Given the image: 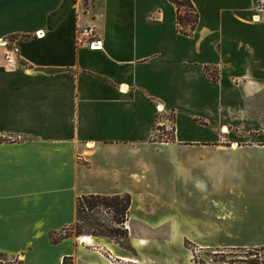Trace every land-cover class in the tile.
Returning a JSON list of instances; mask_svg holds the SVG:
<instances>
[{
    "label": "crops",
    "instance_id": "obj_1",
    "mask_svg": "<svg viewBox=\"0 0 264 264\" xmlns=\"http://www.w3.org/2000/svg\"><path fill=\"white\" fill-rule=\"evenodd\" d=\"M192 2L200 18L187 35L171 0H0V39L21 47L8 68L0 44V252L18 258L8 264H195L191 247H264V183L241 177L264 165L252 105L264 12L257 0ZM89 26L98 49L78 44ZM160 123L173 139L156 138ZM124 193L129 247L53 241L76 223L79 197Z\"/></svg>",
    "mask_w": 264,
    "mask_h": 264
},
{
    "label": "trees",
    "instance_id": "obj_2",
    "mask_svg": "<svg viewBox=\"0 0 264 264\" xmlns=\"http://www.w3.org/2000/svg\"><path fill=\"white\" fill-rule=\"evenodd\" d=\"M177 6V24L180 32L193 35L197 29L199 23V12L192 2V0H171ZM206 75H208L213 81L219 80V71L216 68H210L206 66L204 69ZM175 132L173 133V138ZM172 138V139H173ZM132 205V195L129 193L116 194V195H101V194H90L84 195L78 198L77 201V221L71 227L66 228L59 236L52 234L54 242L59 241L63 237L72 235H94V236H105L114 239L121 243L124 247H129L128 238L129 232L125 227L128 213ZM104 206L109 209L113 215L111 223L103 222L98 216L87 212L94 211L96 207ZM90 228V230H85ZM77 229L76 234H72L71 231ZM189 246V245H188ZM257 249V248H254ZM264 249V247H262ZM3 255L0 252V256ZM258 255V254H256ZM249 264H262L258 256L256 259L249 260ZM0 264H2L0 260ZM67 264V259L65 260Z\"/></svg>",
    "mask_w": 264,
    "mask_h": 264
},
{
    "label": "rangeland",
    "instance_id": "obj_3",
    "mask_svg": "<svg viewBox=\"0 0 264 264\" xmlns=\"http://www.w3.org/2000/svg\"><path fill=\"white\" fill-rule=\"evenodd\" d=\"M252 105H255L253 110H255L256 112L257 120H262L264 118V111H261L264 107V91L259 92L257 96L254 97V102ZM173 133L174 127L172 125L168 129L162 126H158V130L156 131V138L171 140L173 138ZM249 155L251 156V158L254 155L260 156L258 152H252ZM241 177H244L249 183L252 184V186H258L264 183V165H253L246 167L242 171ZM247 194L251 193L247 192ZM86 211L98 216L105 223H111V220L113 218L110 210L105 208L104 206L96 207L94 211ZM85 230H90V228H85ZM71 233L76 234L77 229H73ZM191 249L194 251L195 264H249V260L256 259V256H258L261 261L264 260V249H262V247L257 249H210L207 251L197 250L194 247H191ZM0 260H6L16 263L18 262V258L15 256L1 255Z\"/></svg>",
    "mask_w": 264,
    "mask_h": 264
},
{
    "label": "built area",
    "instance_id": "obj_4",
    "mask_svg": "<svg viewBox=\"0 0 264 264\" xmlns=\"http://www.w3.org/2000/svg\"><path fill=\"white\" fill-rule=\"evenodd\" d=\"M256 10L264 12V0H257ZM259 15V14H256ZM255 15V16H256ZM254 16V17H255ZM260 16V15H259ZM45 33L41 30L37 32L38 37H43ZM102 40L94 27H85L80 31L78 44L82 47H90L91 49H98L101 47ZM0 44L5 47V61L8 68H17L21 58V47L9 38L0 39ZM158 110L162 111V106L158 105ZM162 123H160V126ZM126 225V223H125ZM2 264H8L6 260H1Z\"/></svg>",
    "mask_w": 264,
    "mask_h": 264
},
{
    "label": "bare ground",
    "instance_id": "obj_5",
    "mask_svg": "<svg viewBox=\"0 0 264 264\" xmlns=\"http://www.w3.org/2000/svg\"><path fill=\"white\" fill-rule=\"evenodd\" d=\"M257 19H259V18H257Z\"/></svg>",
    "mask_w": 264,
    "mask_h": 264
}]
</instances>
